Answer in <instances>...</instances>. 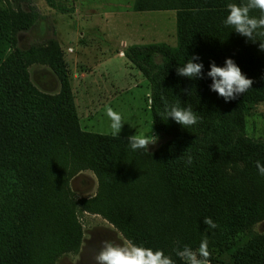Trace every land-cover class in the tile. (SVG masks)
I'll return each mask as SVG.
<instances>
[{
    "label": "trees",
    "instance_id": "1",
    "mask_svg": "<svg viewBox=\"0 0 264 264\" xmlns=\"http://www.w3.org/2000/svg\"><path fill=\"white\" fill-rule=\"evenodd\" d=\"M0 0V264H55L75 253L82 239L79 214H99L132 243L161 249L176 264V247L198 249L208 240L210 253L229 250L226 264H264V233H243L264 217V140L245 132V115L264 99L259 41L251 42L223 21L228 3L245 0H133L132 10L173 9L175 42L129 43L122 54L146 79L153 149L132 150L127 136L79 126L60 49L56 92L29 79L14 31L29 12ZM259 17V10H252ZM32 18V17H31ZM30 18V19H31ZM197 54L203 78L176 74ZM230 57L254 83L226 102L210 90V61L223 66ZM179 100L199 122L183 128L165 108ZM191 158V163H188ZM88 169L95 192L77 197L69 181ZM210 217L215 229L203 223ZM243 233V234H242ZM242 237L245 238L242 240ZM178 242V243H177ZM211 261V259H210Z\"/></svg>",
    "mask_w": 264,
    "mask_h": 264
},
{
    "label": "rangeland",
    "instance_id": "2",
    "mask_svg": "<svg viewBox=\"0 0 264 264\" xmlns=\"http://www.w3.org/2000/svg\"><path fill=\"white\" fill-rule=\"evenodd\" d=\"M8 1L14 10L29 12L30 16L17 26L13 33L15 44H10L7 49L11 50L13 46L22 49L31 82L41 90L56 92L59 68L54 66V59L49 60L43 55L49 50L56 58L55 48L48 47L52 44L59 47L62 68L82 129L112 133L111 121L106 115V107H111L125 121L118 135L146 134L150 128L149 134H154L148 108V83L119 51L122 52L129 43L165 41L174 44L173 9L134 11L126 5H113L104 7L108 12L97 15L90 9L82 11L75 0ZM94 8L103 9L101 6ZM258 61L264 73V51L259 53ZM245 132L264 140V99L245 115ZM159 142L158 138L149 149ZM69 184L77 197H87L95 192L96 178L92 171L83 169L71 177ZM79 217L82 239L78 250L61 255L55 264H96L94 257L100 251L102 241L116 244L127 241L99 214L83 211ZM243 233L263 234L264 217L253 222ZM228 257L229 250L216 248L211 252V264H226Z\"/></svg>",
    "mask_w": 264,
    "mask_h": 264
},
{
    "label": "clouds",
    "instance_id": "3",
    "mask_svg": "<svg viewBox=\"0 0 264 264\" xmlns=\"http://www.w3.org/2000/svg\"><path fill=\"white\" fill-rule=\"evenodd\" d=\"M226 9L227 15L223 21L226 26H230L236 33L254 43L258 41L257 36L264 37V0H245L242 4L228 3ZM252 10H259L261 15L259 17L250 15ZM259 49L264 51V41H259ZM194 61H200L197 54H193L182 66H178L176 74L189 79L203 78V63ZM206 75L212 80L209 86L210 90L215 91L226 102L247 92L254 83L253 79L242 73L239 66L230 57L225 58L223 66H217L214 61H210ZM106 115L111 121L112 135L117 137L125 121L121 114L111 107H106ZM164 115L166 120L170 117L186 129L197 124L200 119L191 107H182L179 100L171 106L166 105ZM149 133L130 136L128 140L131 149L134 151L149 150L150 145H155L158 136ZM188 163H191V158H189ZM256 167L259 174L264 176V165L257 161ZM203 223L210 229L217 227V224L210 217H204ZM174 251L184 264H211V253L206 238L200 242L196 250L184 245L182 248L176 247ZM94 260L96 264H176L175 260L166 255L163 250L139 246L131 241L122 244L108 240L102 241V247L95 255Z\"/></svg>",
    "mask_w": 264,
    "mask_h": 264
},
{
    "label": "crops",
    "instance_id": "4",
    "mask_svg": "<svg viewBox=\"0 0 264 264\" xmlns=\"http://www.w3.org/2000/svg\"><path fill=\"white\" fill-rule=\"evenodd\" d=\"M75 1H77L78 7H80L81 9H83L82 11L87 10V9H90L92 11L97 12V15H101L104 12H108L107 10L104 9V7H106V6L108 7V6H113V5L114 6L115 5L116 6H124V5H126V6H128V7L131 8V4H132V1L133 0H75ZM123 1H124V3H123ZM95 6H101V7H103V9L102 8H99L97 10L96 8H94ZM81 9L78 8V10L80 12H81ZM134 11H142V10H134ZM137 43H139V42H137ZM141 43H143V42H141ZM119 53L120 54L122 53L121 50L119 51Z\"/></svg>",
    "mask_w": 264,
    "mask_h": 264
}]
</instances>
